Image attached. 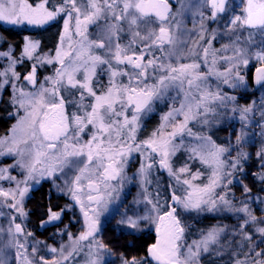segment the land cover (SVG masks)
Instances as JSON below:
<instances>
[{
	"label": "snow or ice",
	"instance_id": "snow-or-ice-1",
	"mask_svg": "<svg viewBox=\"0 0 264 264\" xmlns=\"http://www.w3.org/2000/svg\"><path fill=\"white\" fill-rule=\"evenodd\" d=\"M205 2L211 7L210 18L213 21L217 19L219 13L225 11L224 0H219V3L217 0ZM46 3L48 0H43L33 7L28 0H0V22L10 26L24 23L40 26L57 20L62 14L65 17L64 32L61 34V43L56 49L55 59L46 58L47 63H57L59 67L55 69V76L45 77V83H41L38 88L35 66L23 77L24 81L33 85L34 90L25 91L23 87L17 85L20 80V75L14 69L17 61L13 59L11 52L0 51V57H7L9 61L8 68L0 71V89L5 85L12 87V104L17 112V122L12 128L11 135L0 138V156L20 157L14 166L26 169L28 178H35L37 164L45 165L40 171L41 178L44 177V172H47L49 177H54L56 173L64 172L65 168L78 172L71 181L69 191L72 199L80 204L85 218L87 230L75 243L83 249L85 245L80 242L88 241L86 264H108V261L104 260L107 246L100 243L95 234L100 231L101 213L108 211L112 192L115 191V185L110 182L116 181L122 185L126 179H137V176L128 178L125 175V165L131 159L130 154L137 151L145 158L140 163L138 177L141 186L147 192L146 186L151 183L148 177L156 163L155 157L160 158L161 169L167 170L170 176L175 175L169 158L184 146L185 133L192 138L189 141L190 147L185 149L191 153L190 159L198 158L202 164L212 169L209 183L203 187L194 186L188 179H184L183 183L191 191L186 190L187 194L182 197L176 195L174 191L171 205L167 202L161 205L158 198L153 202L149 195H145L143 199L152 205L151 211L143 216L125 213L121 224H126L130 229H138L142 221H151L156 226L158 238L147 250L150 260L124 258L123 264H152V261L155 264H201L202 254L213 250L211 246L218 242L223 230L212 228L202 239L189 244L185 240L186 226L179 217L181 209L197 214L205 210L214 212L224 209L238 213L244 221L240 225L244 239L252 243L254 238L247 231L248 225L264 224V221H257L247 203H241L237 207L225 196L215 193V188L223 187L227 176L232 175L230 169L242 170L239 157L231 162L227 161L224 157L226 153L231 156L230 148L216 145L210 135L193 132L189 123L195 121L207 125L210 123L208 113H215L218 108L227 109L228 102H233L231 111L233 114L239 112L242 123L236 140L238 144L245 142V129L248 126L246 121L253 107L240 108L234 103L237 97L222 93L219 84L216 85L217 90L213 92L209 77L214 75L217 79L222 78L223 84L229 87L244 85L245 89L247 88L244 77L239 73V65L241 62L244 65L249 64L251 49L244 46V33L240 30L255 29L259 35L264 36V0H246L243 15H234L231 19L228 27L235 39H230V44L224 46V55L221 58L229 65L224 72L215 67L216 50H211L212 61L209 64L208 57L215 32L213 31L211 40L206 39L203 11L198 10L201 17L199 41L202 43L194 41V47L187 48V43L182 40L184 33L180 31L181 22L173 14L168 0H62V3L53 6L51 10L45 7ZM101 20L104 21L101 31L98 34H90L89 26L100 27L98 22ZM125 25L127 31L132 34V41L128 45L120 42V33L125 31ZM150 25L151 31H141L142 27L147 28ZM251 35L249 33V36ZM77 37L79 39H76ZM113 37L116 38L115 43ZM66 40L69 49L67 51L64 49ZM137 41L139 46L134 47ZM178 43L180 49L177 48ZM37 46V42L25 37L21 62L23 57L33 59L32 54ZM260 46L264 48V40L260 42ZM229 48L231 56L227 55ZM183 49L187 50L191 62L185 63L181 60L177 64L173 61V56ZM255 56L264 63V51L256 52ZM201 58L203 64L200 62ZM121 65L125 67L122 68ZM129 67L132 69L131 72L128 71ZM204 68L208 71L204 72ZM256 71L257 85L264 86V66L257 68ZM233 72L235 80L232 79ZM80 75L83 76L82 80L79 78ZM102 75L108 76L107 90L98 94L94 90L93 81L100 82L99 78ZM118 76H127L128 82L125 84L123 80H117ZM49 82L51 87L47 86ZM101 87L103 88L102 84ZM77 88L87 91L94 98V102L84 105L83 92H80L79 102L66 99V94L69 97L76 95L68 89ZM165 99L171 100L173 107L162 116L160 127L153 131L151 136L138 141L136 133L140 127V113L151 112L154 100ZM177 102L179 107L175 106ZM67 103H77V107L83 110L84 115L74 112L69 116L65 110ZM130 108L131 118L126 114ZM21 110L22 115L19 114ZM224 115H227L226 111ZM201 116L204 117L203 121L198 119ZM180 117H183V120H180ZM88 126H91L90 139L82 143L81 135ZM169 126L173 129L171 132L167 131ZM177 136L180 137L179 142L176 141ZM258 155L264 159V151ZM26 157L30 163L26 162ZM81 157H86V160L78 159ZM7 171L8 169H0V179L6 178L4 173ZM188 171L187 167L180 169L181 173ZM200 175L199 171L196 172L192 175V180L198 179ZM7 178L15 179L10 176ZM176 179L179 183L181 178L176 176ZM260 179L264 182V176ZM84 180L88 181L86 194L88 205L83 204L81 200L85 195ZM231 182L227 180V183ZM24 183L25 187L21 190L18 182L20 200L15 199L16 193H5L0 190V196H12L13 202L8 203L6 200L5 203L9 208L19 212L21 217L26 215L22 201L28 187L26 180ZM244 191L247 193L250 190L245 186ZM218 201L224 206L223 209L218 207ZM50 218L60 219V214L54 213ZM257 231L264 237V226L258 227ZM23 235L22 225L17 223L16 217L13 216L8 227L9 244L15 240L18 261L22 257L25 264H28L27 238L25 237L23 242L20 240V236ZM31 235V232L27 233V236ZM69 239H73L71 235ZM260 244H264V239L244 253L246 260H241L237 256L235 264H264V250H256ZM244 246L246 245H242ZM36 251L37 249L33 247V254ZM51 251L56 252V249L53 248ZM76 251L78 249L73 248L64 255L62 249L60 254L67 260ZM41 260L48 264L44 257H41ZM0 264H7L3 255H0Z\"/></svg>",
	"mask_w": 264,
	"mask_h": 264
},
{
	"label": "rangeland",
	"instance_id": "rangeland-1",
	"mask_svg": "<svg viewBox=\"0 0 264 264\" xmlns=\"http://www.w3.org/2000/svg\"><path fill=\"white\" fill-rule=\"evenodd\" d=\"M245 2L246 0H226L225 11L222 14L219 13L217 19L213 21L210 18L211 7L205 2V0H168L173 14L176 16V19L181 22L182 27L180 31L184 33L182 40L187 43V48H193L194 41L202 43V41H199V32L201 29V17L199 15V11H203L205 13L203 25L206 29V39L211 40L213 31L215 32V39L212 40L208 61L209 64H211V50H216L217 63L215 67L220 72H224L229 67L226 61L221 58L224 55V46L230 44V39H235V36L229 29L228 25L231 19L234 18V15H243V8L245 6ZM217 3H219V0H217ZM73 16H75V13H73ZM59 18H61L63 21L65 17L62 14L60 17L57 18V20ZM55 21H49L48 23L40 26L29 25L27 23L17 26H10L3 22L0 23L3 24L5 27H32L44 29L49 25L53 24ZM72 23L74 24V21ZM98 23L100 27H97L96 25L89 26L90 34H98L101 31V28L104 25V21L101 20ZM151 30V25L147 28H141L142 32ZM240 31H243L244 33V46L251 49L249 64L244 65L241 62V64L239 65V73L244 77V81L247 85V88L245 89L244 85H240L239 87L235 88L229 87L228 85L223 84L222 78L217 79L214 75L210 76L209 79L211 81V90L213 92L217 90L216 85L219 84V89L222 93L235 97H248L247 100H244V102L242 101L243 104H239L240 102H237V99L234 102L240 108L249 106L253 107V111L248 114V118L246 121L248 126L245 129V142L242 144H238L236 140V136L240 134L242 123L239 119V112L233 114L231 111V106L233 102H228L227 109L218 108L215 113H208V120L210 122L209 124L202 125L196 123L195 121H192L189 123V127L192 128L193 132L202 135H210L211 139L216 143V145L230 148L231 156H228L226 153L224 157L227 161L231 162L232 160H235L239 157L242 170L230 169L232 175L227 176L225 180V185L223 187L215 188V193L225 196L229 201L233 203V205L237 207L240 206L241 203H247L249 205L250 210L256 216L257 221H264V193L261 196L256 195L252 193L251 189L247 185L248 180L255 179L257 182H260L264 186V182H262L260 179L261 176H264V159H261L258 155L259 153L264 151V118H262V113H264V86H260L256 91H253L252 86L250 87L247 81L249 69L254 70L255 68L257 69V67L260 68L264 66V63L258 60L255 56L256 52L264 51V48H261L260 46V42L264 40V36L259 35L257 30L249 31L248 29H241ZM63 32L64 23L61 34ZM249 33H251L252 35L249 36ZM76 39H79V37H77ZM115 39L116 38L113 37V43H115ZM131 41L132 34L127 31V25H125V31L120 33V42L123 45H128ZM60 43L61 39L59 40L58 46L60 45ZM138 46L139 41H137V44L134 45V47ZM177 48L180 49L179 43L177 45ZM64 49L66 51L69 50L67 40L64 43ZM231 54V48H229L227 55L231 56ZM32 55L33 59L30 60L27 57H23V60L31 61L32 66L36 67V87L38 88L41 83H45V77L55 76V69L59 67V64H49L46 62V58H52L53 60L55 59L56 50L53 55H50L49 53L44 55H38L36 48ZM1 60H3V70L5 68H8L9 61L7 57H1ZM181 60L185 63L191 62L186 49L178 51L177 55L173 56V61L175 63L178 64ZM200 62L203 64L202 58ZM18 65L19 63L17 62L14 66L15 71ZM120 67L123 68L125 67V65H121ZM42 68H48L51 70L47 76H43L40 79L38 76V71ZM31 71L32 70H30L28 74ZM128 71L131 72L132 69L129 67ZM149 71L151 72V70ZM203 71L207 72L208 69L204 68ZM9 76H11V72H9ZM79 78L82 80L83 76L80 75ZM99 79L100 82H97L96 80L93 81L94 90L98 94H100L102 91L107 90L108 76L102 75ZM232 79L235 80V72H233L232 74ZM117 80H123V82L126 84L128 82V77L118 76ZM149 82L151 83V80ZM101 84L103 85V88L101 87ZM17 85L18 87H23L25 91L34 90L33 85L29 84L27 81L24 80H22V82L18 81ZM47 86L51 87L52 85L49 82ZM6 88L9 89L12 97L13 90L10 85H5L4 88L0 89V95ZM68 91L76 93L74 97H69L66 94V99L68 100L79 102L80 92H83L84 105H89L91 102H94V98L83 89H68ZM173 95H175V93H173ZM216 103L218 104L219 102ZM175 106L179 107V103L177 102ZM117 107H119V105H117ZM172 107L173 104L171 100H154L152 104L153 110L151 112H141L139 120L140 127L138 128V131L136 133L137 140L143 141L146 140L149 136H151L153 131L160 127L162 123V116L168 113ZM65 110L69 116H71V114L74 112H78V114L81 116L84 115L83 110L77 107V103H67L65 106ZM225 111L227 112V115H224ZM19 114L22 115L23 110H21ZM126 114L129 116V118H131V108ZM122 119L123 117H121V120ZM198 119L200 121H203L204 117L201 116ZM180 120H183V117H180ZM16 122L17 116L15 124ZM90 129L91 126H88V128L85 129V132L81 135L82 143L90 139ZM172 130L173 129L171 126H169L167 129L168 132H171ZM219 131H224L225 135L218 136L217 133ZM11 132L12 129L8 133L7 137L11 135ZM179 140L180 137L177 136L176 141L179 142ZM191 140L192 138L188 137L185 133L184 146H182L178 151H176L174 155L170 156L169 158V162L175 172V175L170 176L167 170L161 169L159 165L160 158L158 156L155 157L156 163L150 170V174L148 177L151 183L146 186L147 192H145L144 188L141 186V182L138 177L140 163L145 158L141 156L140 152L137 151H133L130 154L131 159L125 165V175L128 178L137 176V179H126L122 185L117 183L116 181L110 182L111 184L115 185V191L112 192V196L108 204V211L102 212L100 216V231L95 234L96 239L100 243H102V239L105 238L106 235H108L106 236L107 238L110 236L109 234L112 228L115 230V234L113 235V242L114 240H116L114 238L117 237L116 232L124 233L126 235L134 237L147 234L154 236V239L157 240L156 226L155 224L151 223V221H142L138 229H130L127 227L126 224H121L120 221L125 218V213L132 216H143L149 211H151L152 205L148 204L143 199L145 195H149L152 198L153 202H156L158 198L159 203L161 205H164L165 202H167L168 205H171V197L174 191L176 195L181 197L186 195L187 191H191V189H189L188 186L183 183L184 179H188L194 186L203 187L204 185H207L209 183V178L211 176L212 169L209 166L202 164L198 158L190 159L191 153L185 150L186 148L190 147L189 141ZM21 147H24V145H21ZM19 159L20 157L12 155L0 156V169H8V171L4 173L6 178L0 179V190L5 193H16L15 199L20 200L21 198L19 196L18 191V182L19 189L22 190L25 187L24 181L26 180L28 191L25 193L22 201V207L24 211V204L27 198L30 196L31 191L36 189L43 182H50L55 192L58 195L63 196L66 201H68V204L62 211L58 213L60 214V219L52 220L51 218H49L45 226L59 225L61 219L63 218V214H66L70 221V225H73L72 227H74L75 229H69L68 226L63 227L61 230L59 229L54 234V243H44L38 239H35L32 235L27 236L28 232L25 226L26 215L24 217H21L19 212L7 206V204L5 203L6 200L8 203L13 202L11 195H9L8 197L0 196V229L3 230L0 231V255H3L4 259L7 261V264H25L22 257L19 261L17 259V247L15 240H12L11 244H9V222L11 221L12 217L15 216L16 222L20 223L22 225V228L24 229V235L20 236V240L23 242L25 240V237L27 238L28 248L26 255L28 257V264H33V262L34 264H44V261L41 260V257H44L48 261V264H86V261L88 259V248L86 247V245L88 244V241L80 242V244L85 245L83 249H80L79 244L75 243L79 236L87 230L85 225V218L83 213L81 212L80 204H77L76 201L72 199L71 193L69 191L71 187V181L74 180L75 175L78 174V172L75 169L70 170L69 168H65L64 172L56 173L54 177H49L47 172H44V177L41 178L40 171L45 167V165L37 164V171L34 173L35 178H28L26 169H21L19 166H14L16 165V162ZM78 159L86 160V157H81ZM25 160L28 163L31 162L27 159V157L25 158ZM257 161H259L258 173L250 174L247 171V167L251 163H256ZM184 167H187L189 171L181 173L180 169ZM198 171L201 173V175L198 179L192 180V175ZM9 176L15 177V179H8L7 177ZM176 176H179L181 178L179 183L177 182ZM53 179H55V183H53ZM37 180L39 181V183H37ZM227 180H231L232 182L227 183ZM87 183V180L83 181V193H85V195L81 197L82 203L85 205H88L89 203L86 195L88 193ZM245 186L250 190L247 193L244 191ZM101 192H104L103 185H101ZM92 194L96 195V193ZM218 207L221 209L224 208V206L219 201ZM153 216H155V213H153ZM179 217L182 221V224L186 226L185 240L189 244L192 243V241L194 240L202 239L203 235H205L212 228H220L223 230L220 233V238L218 242L215 245L211 246L213 250L208 253H203L201 259L208 256L223 260L224 263L221 262V264H235L237 256H239L241 260H246L247 257L244 255V253H246L249 248L253 247L254 244L259 243L261 239H264V237H261L260 233L257 231V228L264 226V224L250 223L247 227V231L252 234L254 239L252 243H248L244 239V235L240 229V225L244 222L240 218V214L228 211L226 209L217 210L214 212H208L207 210H205L203 213L199 214H197L196 212H185L183 211V209H181L179 212ZM205 217L218 219V222L214 223L213 225H210L204 230L199 231L198 227L195 226V222L197 220H200L201 218L204 219ZM14 231L15 229L13 226V232ZM69 235H71V237L73 238L72 240L69 239ZM125 240H127L128 242H133L134 238L127 237V239ZM242 245L246 246L242 247ZM33 247L37 249L35 254H33L32 252ZM53 248L56 249V252L51 251V249ZM73 248L78 249V251H76L72 256L68 257V259L65 260L60 254L61 250L63 249L64 255H67L68 252L73 250ZM256 250H264V244H260V247ZM20 251L24 252L23 249H20ZM226 258L228 259L226 260ZM104 260L108 261V264H123V259L111 255L108 248H106V250L104 251ZM152 264L154 263L152 262Z\"/></svg>",
	"mask_w": 264,
	"mask_h": 264
},
{
	"label": "trees",
	"instance_id": "trees-1",
	"mask_svg": "<svg viewBox=\"0 0 264 264\" xmlns=\"http://www.w3.org/2000/svg\"><path fill=\"white\" fill-rule=\"evenodd\" d=\"M32 6H36L42 3L43 0H28ZM62 3V0H48L46 7L51 10L53 6H57ZM63 21L61 18L56 20L53 24L49 25L44 29L32 28V27H5L0 23V51L9 52L12 51L13 59H15L19 65L16 67V72L20 75V82H22L23 77L32 70L33 66L31 61L23 60L21 62L22 53L25 45V37H27L32 42H37V54L53 55L62 32ZM3 70V60L0 57V71ZM51 69L42 68L38 71V76L41 79L43 76H47ZM103 78V77H102ZM103 80V79H102ZM248 97L239 96L237 97V102L243 104L244 100ZM243 101V102H242ZM16 107L12 104L11 93L8 88H6L0 95V138L7 137L8 133L12 129L16 120ZM223 132V133H219ZM218 136L225 135L224 131H219ZM216 135V136H217ZM254 150V149H252ZM253 159V158H252ZM254 160V159H253ZM259 161L256 163H251L247 167V171L250 174H256L259 170ZM248 187L251 189L252 193L261 196L264 193V186L254 180L247 181ZM68 204V201L58 195L52 188L50 182L41 183L36 189L31 191L30 196L27 198L24 204V211L26 214V230L31 232L35 239H38L44 243H54V234L65 226L69 229H75L70 225V221L66 214H63V218L59 225L56 226H45L49 218L54 213H59ZM218 222V219H212L210 217H205L204 219L197 220L195 226L198 230H204L210 225ZM192 228V227H191ZM192 230V229H191ZM115 230L112 228L110 236L102 239V243L107 246L111 255L120 257L122 259L128 258L131 260L135 257L138 260H148L147 250L148 248L156 243L154 236L152 235H140L137 237L126 235L124 233H117L113 242V235ZM195 231V230H194ZM127 237H133V242H128ZM228 258H226L227 260ZM223 260L213 257H205L201 259V264H221ZM224 263V262H223Z\"/></svg>",
	"mask_w": 264,
	"mask_h": 264
},
{
	"label": "flooded vegetation",
	"instance_id": "flooded-vegetation-1",
	"mask_svg": "<svg viewBox=\"0 0 264 264\" xmlns=\"http://www.w3.org/2000/svg\"><path fill=\"white\" fill-rule=\"evenodd\" d=\"M224 3H226V0H225V2ZM220 14H222V13H220ZM249 31H253V30H255V29H248ZM258 68V67H257ZM256 70V68L254 69V70H252V69H249V71H248V75H247V81H248V84H249V86L251 87L252 86V88H253V91H256L257 89H255L254 88V85H253V73H254V71Z\"/></svg>",
	"mask_w": 264,
	"mask_h": 264
},
{
	"label": "water",
	"instance_id": "water-1",
	"mask_svg": "<svg viewBox=\"0 0 264 264\" xmlns=\"http://www.w3.org/2000/svg\"><path fill=\"white\" fill-rule=\"evenodd\" d=\"M224 2H225V0H224ZM257 75H258V73H257V71L255 70L254 73H253V85H254V88H255V89H258V88L260 87V85H257V83H256ZM162 231H163V228H162ZM157 238H158V237H157ZM156 241H157V240H156ZM148 258H149V260L151 259L149 256H148ZM152 262L155 264L154 261H152Z\"/></svg>",
	"mask_w": 264,
	"mask_h": 264
}]
</instances>
